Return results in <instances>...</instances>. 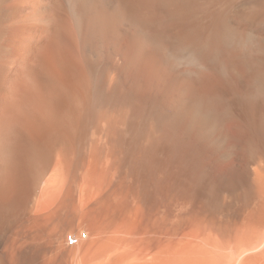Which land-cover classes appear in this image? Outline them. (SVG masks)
<instances>
[{
	"label": "bare ground",
	"instance_id": "1",
	"mask_svg": "<svg viewBox=\"0 0 264 264\" xmlns=\"http://www.w3.org/2000/svg\"><path fill=\"white\" fill-rule=\"evenodd\" d=\"M0 264H264V0H0Z\"/></svg>",
	"mask_w": 264,
	"mask_h": 264
},
{
	"label": "rangeland",
	"instance_id": "2",
	"mask_svg": "<svg viewBox=\"0 0 264 264\" xmlns=\"http://www.w3.org/2000/svg\"><path fill=\"white\" fill-rule=\"evenodd\" d=\"M81 227H83V226H81ZM85 234V231H82V230H78L77 232H76V235L77 234ZM81 239H83V240H81ZM77 243H76V245H74L73 247H69V246H67L66 245V242H65V239H64V242H63V248L65 249V248H68L69 250H72L76 255L75 256H77L79 253H81L82 252V250H80V249H83V245H84V243L87 241V239L88 238H86L85 239V237L84 238H81ZM82 245V246H81ZM65 246V247H64ZM80 246V247H79Z\"/></svg>",
	"mask_w": 264,
	"mask_h": 264
},
{
	"label": "built area",
	"instance_id": "3",
	"mask_svg": "<svg viewBox=\"0 0 264 264\" xmlns=\"http://www.w3.org/2000/svg\"><path fill=\"white\" fill-rule=\"evenodd\" d=\"M85 237V235L84 234H82V235H80V234H77L76 236H69L67 239V244L69 245V246H73V245H75L81 238H84Z\"/></svg>",
	"mask_w": 264,
	"mask_h": 264
}]
</instances>
